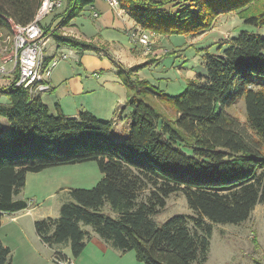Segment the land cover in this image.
<instances>
[{"label": "trees", "instance_id": "obj_1", "mask_svg": "<svg viewBox=\"0 0 264 264\" xmlns=\"http://www.w3.org/2000/svg\"><path fill=\"white\" fill-rule=\"evenodd\" d=\"M173 1L117 0L137 24L159 34H196L211 27L212 9L204 0H186L187 6L168 15L163 7ZM40 2L0 0V31L8 34L12 24L29 23ZM92 2L65 0L61 24ZM244 11L239 13L244 24L264 26V8ZM49 27L44 34L71 41ZM255 30L238 32L215 51L202 50L204 73L187 79L178 95L133 79L145 65L118 67L127 89L121 111L129 108L123 138L113 135V119L102 121L87 111L67 117L58 107L52 115L27 89H0L7 98L0 101V223L4 213L26 207L16 196L27 172L94 161L101 173L96 184L70 189L71 200L60 206L57 218L34 222L41 242L69 243L76 257L90 237L83 226H90L112 248L133 251L143 264L204 263L211 223L238 224L264 202V90L252 87L254 77L264 80V37ZM242 96L247 126L226 111ZM151 97L169 102L175 116L164 117ZM175 192L183 193L192 214L155 221ZM54 256L66 258L57 251ZM0 264H11V251L1 240Z\"/></svg>", "mask_w": 264, "mask_h": 264}, {"label": "rangeland", "instance_id": "obj_2", "mask_svg": "<svg viewBox=\"0 0 264 264\" xmlns=\"http://www.w3.org/2000/svg\"><path fill=\"white\" fill-rule=\"evenodd\" d=\"M245 1L204 0L203 4L205 7L207 6L209 10L212 9L209 15L212 20L211 27L196 34H160L162 45L159 46L156 44L154 46L153 44L152 48L156 49L157 52L151 56L149 54L151 51L147 54L142 52L144 55L150 56V59L138 65L145 66L136 70L132 78L147 81L150 85L168 95L180 94L186 86L187 79L194 78L196 74H202V66L199 60L202 50L215 51L220 43L228 42L238 32L242 30L253 31L256 29L253 26L244 24L239 17V13L245 12L244 9H248L249 7H253L254 10L258 9V11L262 10L264 8V0H253L238 8H232L234 3ZM189 3L186 0H174L165 5L163 10L168 15H174L179 9H182ZM62 9H56L55 11L58 13ZM54 16L55 13L52 12L51 15L46 17L43 23H50ZM81 20L80 15H77L72 20L74 31L81 27ZM146 30L155 33L157 37V32L150 29ZM256 30L264 37V26ZM60 31L57 29L56 33H60ZM52 43L53 41L50 42V44ZM48 48L46 47L45 53L48 52ZM0 55V59L3 61L1 58L2 54ZM82 61L85 66L89 67L88 70L105 68L108 64V59L105 56H99L97 51L86 52ZM185 61L190 62L191 69L183 67L186 65ZM4 65L7 69L11 67L10 62H5ZM61 65H64L66 69L70 70L73 64L61 63L59 66ZM186 71L190 72L189 76H187ZM254 79L255 82L252 87L256 89L262 88L264 90V80L259 77H254ZM119 83L118 85L123 87L126 95V86L121 79H119ZM1 100L6 102V95H2ZM149 100L164 117L171 119L175 116V111L169 102L155 97H151ZM122 107L123 105L121 106L120 104L113 110L114 124H121V128H117L116 130L117 134L121 133L126 118L125 111H121ZM226 111L242 125L247 126L243 96L227 107ZM124 127L126 129V126ZM100 177L101 173L94 161L49 167L38 172H27L22 191L27 195L26 198L33 199L31 204L38 209L32 213V216L39 218L45 216L44 214L58 215L61 204L71 200L69 194L70 189L92 188ZM175 213L192 214L182 192L170 194L166 199L164 209L158 215L154 216V219L160 222ZM22 219L24 221L28 220L27 217ZM84 227L88 228L90 226ZM85 241H90V244L87 246L88 249L95 243L97 245L96 240L94 241L92 238L86 239ZM108 247V254H105L106 257L103 260H100L102 256L99 254L98 261L80 256L78 262L80 264L83 262L86 264H143L136 260L133 251L122 253L110 245ZM22 262L24 263L25 261ZM202 264H264V202L256 204L251 210L249 217L238 224L211 223L207 259Z\"/></svg>", "mask_w": 264, "mask_h": 264}, {"label": "crops", "instance_id": "obj_3", "mask_svg": "<svg viewBox=\"0 0 264 264\" xmlns=\"http://www.w3.org/2000/svg\"><path fill=\"white\" fill-rule=\"evenodd\" d=\"M60 8H65V0H62V5L57 9ZM63 9L58 11V13H56L55 9L53 11L55 16L50 23H43L46 19L45 17L42 25L44 27L50 25V30L55 32L57 29L58 31L61 30L58 34L69 37L71 41L60 42L59 39L51 35L46 46L49 47L46 59L49 60L60 54H70L71 57L64 58L57 63L50 74L51 90L37 96L48 107L49 113L52 115L57 114L58 107L62 114L67 117H75L80 111H87L102 121L111 120L114 116L113 110L115 107L120 104L125 106L126 101L123 87L118 85L120 84L117 76L118 67L129 69L140 65L148 61L150 56L155 54L157 50L152 48L149 53L150 56H146L142 53V48L139 44L131 41L129 31L142 27L119 5L117 8H113L104 0H93L91 4L81 8L66 24H61V18L58 17V14L62 13ZM121 9L123 11H120ZM93 12L97 15L94 16ZM77 15L81 16L82 24L80 28L74 31L72 20ZM51 41H53L52 44H50ZM156 44L162 45L159 33H157L155 38L154 46ZM88 51H97L99 56H105L108 59V64L105 68L88 70L89 67L85 66L82 61L83 56ZM0 54H2L1 51ZM61 63H71L73 65L68 70L64 65L59 66ZM185 64L184 68L191 69L190 62L185 61ZM201 70L202 73L205 71L203 68ZM186 72L187 76H189L190 72ZM1 97L0 101H2ZM124 111L126 118L121 133L117 134L116 132L117 128H121V124H114L113 126V135L118 138H123L126 135L124 126H127L128 123L127 114L129 108ZM4 133L7 134V130ZM26 196L23 191L16 196L17 199H25L27 201L24 209L4 213L1 217L0 240L11 251V264H56L53 260L56 251L66 256L65 259L72 260L74 264H80L78 262L80 256L96 261L99 259V254L102 256L100 260L106 257L105 254H108L109 244L104 242L88 226V228L84 227V229L89 232V239L96 240L97 245L95 243L88 249L87 246L90 241H86L82 252L76 257L72 256L69 243L49 247L41 242L35 232L34 222L46 217L57 218L59 214H44L45 216L39 218L32 216V213L38 209L30 203L31 201L33 202V199L26 198ZM24 217H27L28 220L24 221L22 219ZM22 261L25 262L23 263ZM82 264L86 263L83 262Z\"/></svg>", "mask_w": 264, "mask_h": 264}, {"label": "built area", "instance_id": "obj_4", "mask_svg": "<svg viewBox=\"0 0 264 264\" xmlns=\"http://www.w3.org/2000/svg\"><path fill=\"white\" fill-rule=\"evenodd\" d=\"M104 1L110 7H118L117 0ZM61 5L62 0H41L29 23L23 26L12 25L8 34L0 31V50L3 59V61L0 59V89L12 86L27 89L32 95L51 90L49 82L51 71L60 60L71 55L60 54L46 59L45 49L51 34L43 35L42 21ZM93 15L97 14L93 12ZM129 37L147 54L153 47L156 35L144 28H135L129 31ZM5 62L11 63L9 69L5 67ZM53 260L56 264H74L72 260H64L57 256H54Z\"/></svg>", "mask_w": 264, "mask_h": 264}, {"label": "bare ground", "instance_id": "obj_5", "mask_svg": "<svg viewBox=\"0 0 264 264\" xmlns=\"http://www.w3.org/2000/svg\"><path fill=\"white\" fill-rule=\"evenodd\" d=\"M43 35H45L44 33H43ZM51 37V36H50ZM29 92V91H28ZM39 94H41V93H39ZM31 96H37L38 94H36V95H32V94H30Z\"/></svg>", "mask_w": 264, "mask_h": 264}]
</instances>
